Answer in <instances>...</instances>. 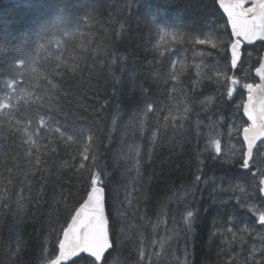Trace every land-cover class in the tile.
<instances>
[{
  "label": "trees",
  "instance_id": "16d2710c",
  "mask_svg": "<svg viewBox=\"0 0 264 264\" xmlns=\"http://www.w3.org/2000/svg\"><path fill=\"white\" fill-rule=\"evenodd\" d=\"M203 2L208 4L210 0ZM189 4L196 6L188 8ZM86 14L87 25L81 23L73 29L84 35L64 56L66 63L77 66V72L67 70V83L58 94L37 93L43 100L36 110L41 115L55 110L52 129L66 134H71L68 128L77 129L85 137H92V150L113 182L114 196L124 216L120 251L113 255V264H147L149 255L151 264H247L251 247L261 246L264 229L249 213L243 221L255 232L250 235L230 225L236 232L233 237L223 226L224 211H214L230 193L213 188L227 189L229 178L206 149L202 134L207 133V128L199 129L198 138L197 118L208 123L201 109L193 108L191 127L185 123L183 129H174L165 125L163 117L167 112L145 117L140 111L143 105L138 104L141 85L147 87V61L153 60L148 53L160 43L159 36L149 32L144 17H156L170 26L198 27L201 9L197 0H24L13 4L0 0V37H8L16 44L35 37L48 26L74 25ZM199 50L207 49L200 46ZM248 50L254 56L258 54L252 47ZM188 55H192L190 48ZM112 60H116L115 65H111ZM252 64L259 66L255 59ZM113 73L119 82L113 79ZM254 74L253 70L242 82L257 83ZM114 88L118 91L115 97ZM238 91L246 97V90ZM222 114H227L226 108ZM15 119L26 123L27 118L22 112ZM28 131H32L31 126ZM40 136L39 152L25 143L23 132L14 143L0 137V179L5 178L6 167L12 169L11 188L23 196L25 205L19 236L10 233L14 202L0 208V264H44L54 254L53 229L66 226L68 210L77 203L80 181L71 167L75 163L71 157L82 149L85 139L65 143L58 132L45 129ZM64 161H68V167L63 166ZM197 175L202 182L210 177L225 178L195 183ZM247 191L251 193L252 189ZM246 202L260 205L258 199ZM186 205L192 210L198 208L200 213L191 230L182 220ZM171 232L177 241L161 247L162 237L171 236ZM141 248L145 257L140 256ZM256 259H261L259 254Z\"/></svg>",
  "mask_w": 264,
  "mask_h": 264
},
{
  "label": "snow or ice",
  "instance_id": "6c2138e0",
  "mask_svg": "<svg viewBox=\"0 0 264 264\" xmlns=\"http://www.w3.org/2000/svg\"><path fill=\"white\" fill-rule=\"evenodd\" d=\"M165 2L172 3L173 0ZM197 3L201 9L198 27L170 26L156 17H144L149 32H155L160 43L156 44L154 52L148 53L153 60L147 61V87L141 85L142 98L138 104L143 105L140 111L145 117L149 113L167 112L163 117L165 125L174 129H183L185 123L191 127L193 108L201 109L208 123L197 118L198 138L201 135L199 129L207 128V133L202 134L206 149L229 178L227 189L213 188L230 193L228 200L219 201L220 208L214 211H224L223 226L233 237L236 232L230 225L251 235L255 229H250L243 221L249 213L264 229V207L260 206L264 205V0H210L208 4L197 0ZM195 6L189 4L188 8ZM88 19L86 14L71 26L45 27L35 37L16 44L8 37H0V137L14 143L15 137L23 132L27 137L25 143L35 147L37 152L42 129L58 132L65 143L85 139L82 149L71 157L75 161L71 167L80 181L77 203L68 210L66 226L53 229L54 254L46 258L44 264H113V255L119 253L122 241L124 216L121 205L115 199L113 182L105 166L92 150V137H85L82 130L68 128L66 131L71 134H66L58 128L52 129L51 125L56 121L55 110L46 111V115L36 110L40 107L39 101L43 100L37 93L58 94L67 83V70L73 74L77 72V66L66 63L64 56L74 47L76 39L84 35L73 29L81 23L87 25ZM220 20L224 21L222 25ZM200 46L207 50H199ZM80 47L83 48V41ZM249 47L256 49L258 54L254 56ZM189 48L192 49L191 56L188 55ZM254 59L258 67H253ZM115 64L116 60H112L111 65ZM253 70L259 83L242 82ZM237 73H243V76ZM113 79L119 82L115 73ZM238 89L246 90V97ZM113 95H118L115 88ZM181 97L184 99L180 100ZM165 100L169 103H163ZM225 108L226 115L222 114ZM22 112L27 118L26 123L15 119ZM195 115L198 117L199 114ZM29 126L32 131H28ZM155 138L153 135L152 139ZM53 154H56L55 150ZM40 163L37 155L36 164ZM63 166L68 167V161H64ZM5 173V178L0 179V185H3L0 186V208H7L14 202L10 233L19 236L23 227L24 198L11 188L12 169L6 167ZM225 177H210L202 182L197 175L195 183L208 184L210 180L214 182ZM249 188L251 193L247 191ZM249 198L258 199L260 205L247 203ZM185 207L182 220L191 230L200 215L199 209L192 210L190 205ZM261 239L260 247H251L247 264H264V236ZM257 254L261 259H256ZM140 256L145 257L143 248ZM147 264H151L150 255Z\"/></svg>",
  "mask_w": 264,
  "mask_h": 264
},
{
  "label": "rangeland",
  "instance_id": "374dc122",
  "mask_svg": "<svg viewBox=\"0 0 264 264\" xmlns=\"http://www.w3.org/2000/svg\"><path fill=\"white\" fill-rule=\"evenodd\" d=\"M176 239V235L174 236V234L171 232V236H165L162 237L161 241L159 242L161 244V247H165L166 244H169L170 242L174 241Z\"/></svg>",
  "mask_w": 264,
  "mask_h": 264
},
{
  "label": "water",
  "instance_id": "95a60500",
  "mask_svg": "<svg viewBox=\"0 0 264 264\" xmlns=\"http://www.w3.org/2000/svg\"><path fill=\"white\" fill-rule=\"evenodd\" d=\"M24 0H5V2L8 4H13V3H19V2H22ZM257 44H259V42H257ZM254 76H256V74H254ZM257 77V76H256ZM257 79L259 80V78L257 77ZM259 83V81L257 82ZM246 119V118H245ZM107 255V254H106Z\"/></svg>",
  "mask_w": 264,
  "mask_h": 264
}]
</instances>
